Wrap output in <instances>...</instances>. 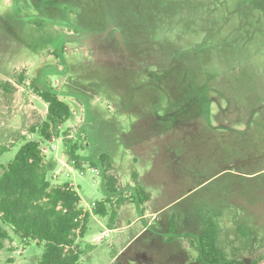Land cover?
<instances>
[{
    "label": "rangeland",
    "instance_id": "obj_1",
    "mask_svg": "<svg viewBox=\"0 0 264 264\" xmlns=\"http://www.w3.org/2000/svg\"><path fill=\"white\" fill-rule=\"evenodd\" d=\"M32 81L72 110L51 143L31 133L47 110ZM5 82L14 91L0 87V165L22 138L40 143L52 184H68L90 214L80 264H206L201 213L227 259L264 257V0H0ZM65 139L81 146V168ZM102 154L122 196L135 184L151 193L143 215L154 217L130 201L112 226L92 215L106 193L89 163ZM3 246L0 264L42 254L17 238Z\"/></svg>",
    "mask_w": 264,
    "mask_h": 264
},
{
    "label": "trees",
    "instance_id": "obj_2",
    "mask_svg": "<svg viewBox=\"0 0 264 264\" xmlns=\"http://www.w3.org/2000/svg\"><path fill=\"white\" fill-rule=\"evenodd\" d=\"M0 87L7 93L14 91L10 82L0 83ZM30 87L47 105L46 118L31 133H37L43 141L51 143L52 139L59 138L60 129L71 118L72 110L54 90L42 89L36 81H32ZM67 135L64 132L63 136ZM22 141L14 158L7 165H0V249L6 241L17 238L22 245L35 242L42 246V254L36 264H80L82 252L76 241L85 235L90 214L80 207L78 195L68 184H52L49 178L51 167L40 143L26 138ZM64 144L69 161L76 168H81L82 157L77 153L81 146L69 139H65ZM7 151L1 146L0 158ZM89 166L99 170L106 193L103 201L94 203L92 215L107 219L108 225L112 226L117 211L126 201L140 206L143 215L144 207L151 200L149 191L135 184L127 197L122 196L119 177L106 154L91 161ZM133 180L135 182L136 174ZM116 196L114 202L112 199ZM201 218L205 230L197 239L196 246L202 261L206 264H262L263 256L252 261L227 259L217 245L216 224L203 213ZM233 222L237 233L249 245L250 234L237 217L234 216ZM176 231V219L172 215L169 233L175 234ZM173 240V237L168 239Z\"/></svg>",
    "mask_w": 264,
    "mask_h": 264
},
{
    "label": "crops",
    "instance_id": "obj_3",
    "mask_svg": "<svg viewBox=\"0 0 264 264\" xmlns=\"http://www.w3.org/2000/svg\"><path fill=\"white\" fill-rule=\"evenodd\" d=\"M85 211V210H84ZM147 212L141 216V219H145L146 217H154L155 215L153 213L150 212V207H147ZM86 212V211H85Z\"/></svg>",
    "mask_w": 264,
    "mask_h": 264
},
{
    "label": "flooded vegetation",
    "instance_id": "obj_4",
    "mask_svg": "<svg viewBox=\"0 0 264 264\" xmlns=\"http://www.w3.org/2000/svg\"><path fill=\"white\" fill-rule=\"evenodd\" d=\"M111 29H115L116 31H119L116 27H113V26H112L108 31H110ZM108 31H105V33H107ZM117 34H118V33H117ZM119 36L122 37L120 31H119V35H116V37L118 38ZM119 40H120V39H119ZM120 41H121V40H120ZM122 41H123V40H122ZM122 41H121V43H122ZM123 43H125V42L123 41ZM120 46H121V45H120ZM174 69H175V68L170 67V70H171L173 73H174ZM178 70H179V69H178ZM151 75H155V74H151Z\"/></svg>",
    "mask_w": 264,
    "mask_h": 264
},
{
    "label": "built area",
    "instance_id": "obj_5",
    "mask_svg": "<svg viewBox=\"0 0 264 264\" xmlns=\"http://www.w3.org/2000/svg\"><path fill=\"white\" fill-rule=\"evenodd\" d=\"M90 169H91V170H90V171H91V173H97V169H95V168H90ZM80 174H81V175H83V173H82V172H80Z\"/></svg>",
    "mask_w": 264,
    "mask_h": 264
}]
</instances>
